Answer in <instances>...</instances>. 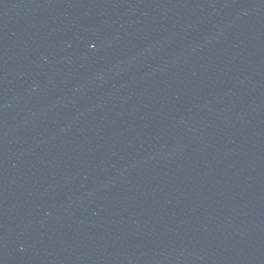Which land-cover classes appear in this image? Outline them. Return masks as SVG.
Listing matches in <instances>:
<instances>
[{
  "label": "water",
  "instance_id": "1",
  "mask_svg": "<svg viewBox=\"0 0 264 264\" xmlns=\"http://www.w3.org/2000/svg\"><path fill=\"white\" fill-rule=\"evenodd\" d=\"M0 264H264V0H0Z\"/></svg>",
  "mask_w": 264,
  "mask_h": 264
}]
</instances>
